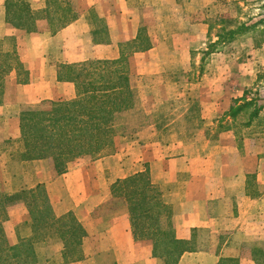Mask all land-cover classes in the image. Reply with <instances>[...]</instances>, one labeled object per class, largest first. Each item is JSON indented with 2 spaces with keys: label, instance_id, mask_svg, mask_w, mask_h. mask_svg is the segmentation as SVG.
I'll list each match as a JSON object with an SVG mask.
<instances>
[{
  "label": "crops",
  "instance_id": "0c3cea01",
  "mask_svg": "<svg viewBox=\"0 0 264 264\" xmlns=\"http://www.w3.org/2000/svg\"><path fill=\"white\" fill-rule=\"evenodd\" d=\"M59 1L76 18L55 30L45 17L54 13L50 0H0V193L42 186L53 216L72 215L86 232L81 259L64 261V243L52 237L34 245L36 264H163L150 241L134 240L125 202L110 191L116 181L145 171L165 191L175 238L190 247L178 264H264L254 257H264V150L258 142L245 150L231 128L216 130L230 120L226 111L232 99L242 98L253 72L249 60L224 50L205 55L218 0ZM8 2L22 5L10 17L38 15L34 32L17 26V18L10 22ZM258 51L264 52V43L252 54ZM122 54L133 106L116 115L112 152L74 159L60 174L50 158L23 159L21 113L50 111L53 103L76 98L73 81L60 79L63 68ZM200 62L209 70L197 72L196 83ZM162 78L170 80L166 88L145 85ZM178 82L193 88L181 89ZM184 90L193 91L184 113L196 93L200 116L195 121L183 114L180 125L170 123L167 106L176 111L172 95ZM2 229L9 246L34 236L23 201L7 206Z\"/></svg>",
  "mask_w": 264,
  "mask_h": 264
},
{
  "label": "trees",
  "instance_id": "16d2710c",
  "mask_svg": "<svg viewBox=\"0 0 264 264\" xmlns=\"http://www.w3.org/2000/svg\"><path fill=\"white\" fill-rule=\"evenodd\" d=\"M18 5L13 2L6 4L8 19L14 23L13 18H17V26L34 32L35 21L38 19L35 13L26 14V19L15 13L10 14L12 17L9 16V11L11 13V9ZM19 6L22 8L21 4ZM50 8L54 13L45 17L55 30L76 18L69 5L59 0H50ZM257 25H241L239 30L229 32L227 36L234 38L238 32L245 33ZM258 45L259 43L256 47ZM135 50H139V47ZM63 72L66 75H60V79L73 81L76 98L68 102L53 103L50 111L23 112L20 115V141L25 149L23 159L50 158L58 174L63 173L68 163L79 157L98 159L109 155L116 135V115L133 106L127 58L123 54L114 61H91L67 66L63 68ZM232 104L227 116L233 120L247 112L245 127L250 126L262 110L253 100L236 99ZM190 107L186 116L197 121L198 106L193 102ZM156 117L159 118L157 115ZM110 191L112 197L125 202L134 240L150 241L154 257L162 259L163 264H178L182 254L190 247L186 242L175 238L170 221L172 210L163 198L164 189L153 184L149 173L145 171L116 181ZM18 200L23 201L28 209L34 236L19 240L15 246H9L2 222L7 217V206ZM163 218L166 220L165 226L161 225ZM85 236L84 228L72 215L61 218L53 216L42 186L13 195L0 193V264H36L34 245L52 237L64 243V261H75L81 259L80 245ZM254 257L259 263L264 262L261 252Z\"/></svg>",
  "mask_w": 264,
  "mask_h": 264
},
{
  "label": "rangeland",
  "instance_id": "374dc122",
  "mask_svg": "<svg viewBox=\"0 0 264 264\" xmlns=\"http://www.w3.org/2000/svg\"><path fill=\"white\" fill-rule=\"evenodd\" d=\"M209 22L211 27L208 35L210 46L208 47L209 50L205 52V55L218 52V50H224L226 54L230 55L231 57L235 55L239 56V58L244 61L249 60L252 63V66L249 68V70H252L253 72H251V75L248 76V78H246L243 82L244 85H242L241 87L242 91H244L242 98L246 101L253 100L254 104L262 107V110L260 111L258 117L254 118L250 123L251 125L248 127H245L248 118L247 112L241 113L237 118H234L233 120L227 119L226 122L225 116L229 115L228 111H226L227 113H224L225 116L223 114L222 117H220V120L223 123L226 122L225 125L216 127V130H220L223 127L231 128L238 137V142L243 146V148H245V150L246 147H249L250 144L254 142H258V144H260L259 148L264 150V52L262 53L258 51L252 54L253 49H259L264 43V41H261L264 39V0H252L246 2L244 1L241 5L238 4V2L234 1L218 0L216 6L210 13ZM255 24L257 26L252 27L251 30L246 31L245 33L238 32L234 36V38L230 39L227 36L229 35V32L236 31L237 29L239 30L243 25L252 26ZM215 38L217 40L213 43ZM258 43L259 45L256 47V44ZM247 63L248 62L243 63L244 71L246 70L245 66L247 65ZM194 68V79L197 83V72H200L201 74L203 70L208 71L209 69H206V66L202 68L201 62L198 67L194 66ZM153 80L154 79H148L145 82V85L150 88L154 85H161L162 87L166 88V86H169L170 84V80H164L163 78L159 80V82H155ZM177 84L181 89L193 88L189 86L186 87V83L184 84L178 82ZM184 92L185 94H183ZM190 92L193 91L184 90L183 93L175 92L176 95H172L173 100L176 101L172 105L176 104L177 108L176 111H174L171 106H167V108H169V112L166 113L169 115V117H171V119L169 120L170 123L177 122L178 125L181 124V120H178V118L180 116L183 117V114H186L184 113L182 106H184L186 102V96L190 94ZM196 95L198 94L192 93L190 95V97L193 99H190V103L195 102V98L193 97H197ZM195 100L196 105L198 106V100ZM234 100L235 99H232L230 107L233 105L232 103ZM197 113L199 118V107L196 115ZM148 122L150 121L148 120ZM117 131L119 132V129Z\"/></svg>",
  "mask_w": 264,
  "mask_h": 264
}]
</instances>
